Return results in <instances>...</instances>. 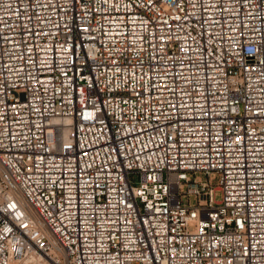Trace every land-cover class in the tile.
<instances>
[{
	"label": "built area",
	"instance_id": "built-area-1",
	"mask_svg": "<svg viewBox=\"0 0 264 264\" xmlns=\"http://www.w3.org/2000/svg\"><path fill=\"white\" fill-rule=\"evenodd\" d=\"M0 264H264V0H0Z\"/></svg>",
	"mask_w": 264,
	"mask_h": 264
},
{
	"label": "rangeland",
	"instance_id": "rangeland-1",
	"mask_svg": "<svg viewBox=\"0 0 264 264\" xmlns=\"http://www.w3.org/2000/svg\"><path fill=\"white\" fill-rule=\"evenodd\" d=\"M214 181H215V183H217V182H218V177H216ZM221 196H222V191L218 189V190L216 191V197H217L218 199H220Z\"/></svg>",
	"mask_w": 264,
	"mask_h": 264
}]
</instances>
